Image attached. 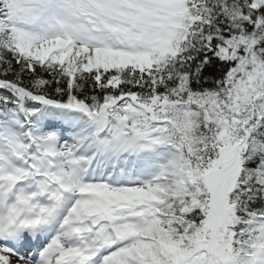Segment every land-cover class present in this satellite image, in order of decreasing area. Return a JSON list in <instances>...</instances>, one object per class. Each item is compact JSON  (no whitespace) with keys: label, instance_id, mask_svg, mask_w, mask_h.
Returning a JSON list of instances; mask_svg holds the SVG:
<instances>
[{"label":"snow or ice","instance_id":"obj_1","mask_svg":"<svg viewBox=\"0 0 264 264\" xmlns=\"http://www.w3.org/2000/svg\"><path fill=\"white\" fill-rule=\"evenodd\" d=\"M0 264H264V0H0Z\"/></svg>","mask_w":264,"mask_h":264}]
</instances>
